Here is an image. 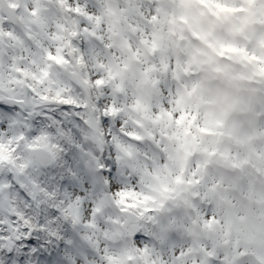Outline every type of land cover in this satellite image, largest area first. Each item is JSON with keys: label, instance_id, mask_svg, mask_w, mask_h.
<instances>
[{"label": "snow or ice", "instance_id": "1", "mask_svg": "<svg viewBox=\"0 0 264 264\" xmlns=\"http://www.w3.org/2000/svg\"><path fill=\"white\" fill-rule=\"evenodd\" d=\"M159 18V0H0V264H264V225L224 214L212 161L190 160L223 125Z\"/></svg>", "mask_w": 264, "mask_h": 264}, {"label": "rangeland", "instance_id": "2", "mask_svg": "<svg viewBox=\"0 0 264 264\" xmlns=\"http://www.w3.org/2000/svg\"><path fill=\"white\" fill-rule=\"evenodd\" d=\"M219 2L226 7L214 9L197 0H159L160 18L153 28L163 35L165 55L171 57L174 68L180 63L185 65L181 78L189 85L196 82L201 94L207 98L208 102L200 106L201 111L206 112L209 119L218 118L223 125L214 129L213 134H198L195 142L197 147L192 151L199 149V146L219 149L231 153L234 159L242 158V164H246V158L257 151L259 159L262 157L264 161V136L259 135L261 121L256 114L264 102L261 91L264 77L249 65H240L242 58H236L235 54L218 55L207 43L228 42L238 45L242 53L247 50L249 55L259 53L255 55L264 57V3L261 0H250L241 8V0ZM184 18L189 19L191 26L181 22ZM184 86L180 85L181 88ZM145 91L147 93V89ZM189 103L197 105L199 100L191 97ZM232 138L236 143L229 142ZM201 159L209 157L202 154ZM253 161L254 165L257 164L256 159ZM207 171L217 178V184L222 181L225 186H221L220 191L224 198L223 207L232 209L227 213L236 209V213L233 212L239 217L248 218L253 215L257 220L260 218L255 226L264 225L261 221L264 219V179L256 175L250 176L251 180L246 179L247 190L253 191L256 198L254 201L262 205L261 208L254 206L251 209V197L242 194V180L235 172L229 168L216 171L212 163Z\"/></svg>", "mask_w": 264, "mask_h": 264}, {"label": "trees", "instance_id": "3", "mask_svg": "<svg viewBox=\"0 0 264 264\" xmlns=\"http://www.w3.org/2000/svg\"><path fill=\"white\" fill-rule=\"evenodd\" d=\"M245 16L248 17V15H245ZM255 54H259V53H255ZM235 56L238 59L242 58V61H240L241 62L240 65H243V64L247 65V66L249 65L254 71L256 70V65H257V61L256 60L247 59V58H245L244 56H242L239 53L235 54ZM262 57H263V55H262ZM256 77H257V75H256ZM263 89H264V87H263ZM225 141H226V139H225ZM231 141H234L233 138L229 142H231ZM193 154H195V156H194L195 158L193 159V161H203V159H201L202 158V154L200 153L199 149H195ZM251 154H252L251 157L246 158L247 159V160H245L246 164H241L239 167H235L236 169H234L230 165V163L226 162L225 159H223V158H221L219 156L218 157H209V159H211L212 165H213V167L215 168L216 171H218L219 169L222 170V168H229L230 171H232L233 173L235 172V174L240 177V179L242 180V182L240 181V183L242 184L241 187H243L242 188V194L245 195V196L247 194V195H249L251 197L250 200H252V203H250V208L252 209L254 206L261 208L262 205H258L257 202L254 201L256 199L255 196L253 195L254 193H253V191H248L247 190L248 187L245 185V183H246V179L247 180H251L250 176H252V175H256V176L260 177L261 179H264V161L262 160V157H260V159H259L257 151L253 152ZM254 159H256V161H257V164H255V165H254V161H253ZM240 160H243V159L241 158ZM253 168H254V170H253ZM221 186H223L225 188V186L222 185V183L218 184L217 190H218V192L220 194H221V191H220L221 190V188H220ZM260 189H261V187H260ZM240 202H242V199H241ZM223 210L226 211V213H225L226 215H230V216H233V217L238 216V214H235L236 213V211H235L236 209L233 210V211H235V213L233 211L227 213L228 210H232V209H229L228 207H223ZM246 214H248V213H246ZM258 219L260 220V218H258ZM259 220L255 219V216L252 215V216H249L248 218H241L240 222L242 224L247 225V226H250V225L255 226V224ZM261 221L264 223V219H261ZM256 227H258V225H256Z\"/></svg>", "mask_w": 264, "mask_h": 264}]
</instances>
